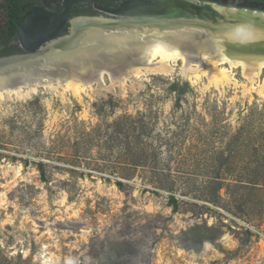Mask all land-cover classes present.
<instances>
[{"label": "rangeland", "instance_id": "374dc122", "mask_svg": "<svg viewBox=\"0 0 264 264\" xmlns=\"http://www.w3.org/2000/svg\"><path fill=\"white\" fill-rule=\"evenodd\" d=\"M233 74L1 101L0 264H264V68Z\"/></svg>", "mask_w": 264, "mask_h": 264}, {"label": "bare ground", "instance_id": "6f19581e", "mask_svg": "<svg viewBox=\"0 0 264 264\" xmlns=\"http://www.w3.org/2000/svg\"><path fill=\"white\" fill-rule=\"evenodd\" d=\"M260 19L264 20V16ZM220 36L223 42L243 44L264 39L260 30L242 27ZM222 41L214 49L197 30L167 24L113 25L99 20L84 23L69 39L50 45L40 58L35 56L25 65H15L13 72L0 74V102L11 97L28 98L41 91L60 95L69 92L75 97L104 91L124 93L138 88L147 74H179L191 83L204 78L207 87L226 86L236 84L233 69L237 67L251 87L258 85L264 52L252 48V55L246 57L228 48L225 54L223 47L228 44L222 46ZM7 172L14 183L20 177L16 167ZM104 190L116 195L112 189ZM7 202L6 192H0V204ZM41 257L44 259L45 253Z\"/></svg>", "mask_w": 264, "mask_h": 264}, {"label": "water", "instance_id": "95a60500", "mask_svg": "<svg viewBox=\"0 0 264 264\" xmlns=\"http://www.w3.org/2000/svg\"><path fill=\"white\" fill-rule=\"evenodd\" d=\"M64 13L66 14L67 11ZM110 13L118 19L102 22L113 25L159 23L195 29L214 49H217L222 41L219 34L222 36L229 29L251 28L260 30L264 34V20L260 19L264 16V0H126L120 8L110 9ZM44 19L46 24L31 29L32 34L37 33L39 38L34 40V45L27 49H37L40 43L52 40L65 32V23L62 19L56 27L52 25L55 18L45 16ZM27 36L29 37V31ZM224 44H228L223 47L225 54L228 48L245 56L252 55L254 49L264 52V39L244 44L224 40L222 46ZM230 45L232 47H229ZM33 58L24 55L1 58L0 74L6 71L13 72L15 65H25L29 59ZM54 225L61 224L54 222Z\"/></svg>", "mask_w": 264, "mask_h": 264}, {"label": "flooded vegetation", "instance_id": "af4514ba", "mask_svg": "<svg viewBox=\"0 0 264 264\" xmlns=\"http://www.w3.org/2000/svg\"><path fill=\"white\" fill-rule=\"evenodd\" d=\"M126 0H0V59L15 55L40 58L50 45L59 44L84 23L118 19L110 9ZM67 11L65 14L64 12ZM45 16L55 18L53 26L65 23V32L29 50L39 35L31 29L46 24ZM28 28V29H27ZM27 29V30H26ZM26 30V32H25ZM29 31V37L28 35Z\"/></svg>", "mask_w": 264, "mask_h": 264}, {"label": "trees", "instance_id": "16d2710c", "mask_svg": "<svg viewBox=\"0 0 264 264\" xmlns=\"http://www.w3.org/2000/svg\"><path fill=\"white\" fill-rule=\"evenodd\" d=\"M39 165L41 166L42 164L39 163Z\"/></svg>", "mask_w": 264, "mask_h": 264}]
</instances>
